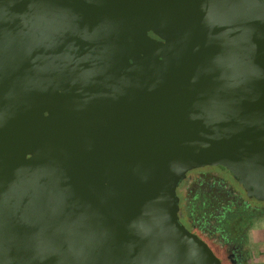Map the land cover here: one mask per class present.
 Segmentation results:
<instances>
[{"label":"water","instance_id":"water-1","mask_svg":"<svg viewBox=\"0 0 264 264\" xmlns=\"http://www.w3.org/2000/svg\"><path fill=\"white\" fill-rule=\"evenodd\" d=\"M203 165L264 200V0H0V264H222Z\"/></svg>","mask_w":264,"mask_h":264},{"label":"flooded vegetation","instance_id":"flooded-vegetation-1","mask_svg":"<svg viewBox=\"0 0 264 264\" xmlns=\"http://www.w3.org/2000/svg\"><path fill=\"white\" fill-rule=\"evenodd\" d=\"M214 166L225 169L221 165H203L186 171L175 188L178 218L189 231L208 244L222 264H253L250 262L252 252L248 249L247 228L243 227L244 223L232 226L228 212L230 208L248 203L246 208L257 206L261 212L264 200L246 195L244 187L227 169L230 179L222 177ZM185 181L188 183L183 185ZM186 194L191 197L192 208L189 210L181 206Z\"/></svg>","mask_w":264,"mask_h":264},{"label":"rangeland","instance_id":"rangeland-1","mask_svg":"<svg viewBox=\"0 0 264 264\" xmlns=\"http://www.w3.org/2000/svg\"><path fill=\"white\" fill-rule=\"evenodd\" d=\"M206 170H208V168H205ZM213 169L215 171H217L222 177L224 178H229V173L218 166H214ZM209 171L211 172V169H209ZM188 182L185 181L183 185L187 184ZM182 185V186H183ZM251 204V202H250ZM247 232H248V249L252 252V255L250 253V262H252L253 264L256 263V261L254 262V258L258 253H263L264 251V215L260 216L258 218H255L252 223L250 225H248L247 228ZM263 235V239L261 240L259 237ZM262 242V243H261ZM260 247V248H259ZM258 262V260H257Z\"/></svg>","mask_w":264,"mask_h":264},{"label":"trees","instance_id":"trees-1","mask_svg":"<svg viewBox=\"0 0 264 264\" xmlns=\"http://www.w3.org/2000/svg\"><path fill=\"white\" fill-rule=\"evenodd\" d=\"M247 205H249V203ZM247 205L235 206L234 208H230V211L228 212V216L229 218L232 219L233 222L232 226H235L234 225L235 223L236 226H238V223H244L243 227L246 229L248 228V225H250L255 218L264 215V209L261 208L262 209L261 212H258L259 209L257 206H253V207L250 206L246 208ZM181 206L183 208L186 207L188 210L189 208H192L190 194L185 195L183 202L181 203Z\"/></svg>","mask_w":264,"mask_h":264},{"label":"crops","instance_id":"crops-1","mask_svg":"<svg viewBox=\"0 0 264 264\" xmlns=\"http://www.w3.org/2000/svg\"><path fill=\"white\" fill-rule=\"evenodd\" d=\"M261 240L263 239V235L259 237ZM262 243V242H261ZM260 248V247H259ZM258 260V262H257ZM256 261V263L254 264H264V251L263 253H258L257 252V255L256 257L254 258V262Z\"/></svg>","mask_w":264,"mask_h":264}]
</instances>
